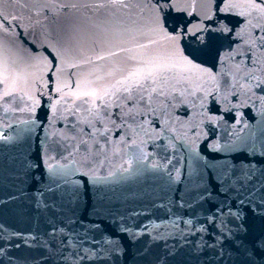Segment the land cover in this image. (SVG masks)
I'll return each mask as SVG.
<instances>
[{"label":"water","instance_id":"95a60500","mask_svg":"<svg viewBox=\"0 0 264 264\" xmlns=\"http://www.w3.org/2000/svg\"><path fill=\"white\" fill-rule=\"evenodd\" d=\"M258 237L264 3L0 0V264H264Z\"/></svg>","mask_w":264,"mask_h":264},{"label":"snow or ice","instance_id":"6c2138e0","mask_svg":"<svg viewBox=\"0 0 264 264\" xmlns=\"http://www.w3.org/2000/svg\"><path fill=\"white\" fill-rule=\"evenodd\" d=\"M261 3H264V0H260ZM193 39L196 40H202L203 37L198 35V34H194L193 35ZM148 77L145 76L144 79L146 80ZM43 194V193H42ZM46 207H49L48 205H46ZM53 212H55V208L52 207L51 209ZM229 215H231V213H229ZM228 223H231V220L228 221ZM221 227L222 228H226V224L222 221L221 222ZM228 231H231V229H227ZM253 247L258 251V252H264V238H257L255 241L252 242Z\"/></svg>","mask_w":264,"mask_h":264}]
</instances>
